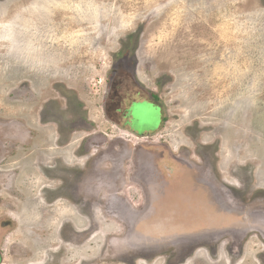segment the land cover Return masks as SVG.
Returning a JSON list of instances; mask_svg holds the SVG:
<instances>
[{"label": "rangeland", "instance_id": "1", "mask_svg": "<svg viewBox=\"0 0 264 264\" xmlns=\"http://www.w3.org/2000/svg\"><path fill=\"white\" fill-rule=\"evenodd\" d=\"M28 240L26 264H264V0H0V264Z\"/></svg>", "mask_w": 264, "mask_h": 264}, {"label": "flooded vegetation", "instance_id": "2", "mask_svg": "<svg viewBox=\"0 0 264 264\" xmlns=\"http://www.w3.org/2000/svg\"><path fill=\"white\" fill-rule=\"evenodd\" d=\"M137 33H138V31L135 32V37H136V35H138ZM133 37H134V35L132 34L130 36V38H129L131 40H129L128 37L126 36L125 37V42L126 43L128 41L131 42L132 39H133ZM129 55H130L129 53L128 54L121 53V54H119L117 56L120 57V58H123V57L129 56ZM129 88H130L129 93L133 97V99L129 100V98H128V95L129 94H125L124 93V95L122 94L121 99L119 101H116V99H114L113 96H112V95L115 96V94L113 93V94L110 95V100H109V98L106 100L107 111L108 112L109 111H111V112L112 111H116V109L114 108V103L116 101L118 106H120V105L123 104L124 107H125L124 108V111H123V114L124 115L121 116V120L124 121L123 122L124 124H129L130 125V128H131L130 133H133V134H136V135L139 136L142 133H148V132L154 131L155 128H156L155 127V124L157 122V119L159 118V117L157 118V115L156 114H157V112H159L161 110V107L159 106L158 95L155 94V93H150V94H148V97L147 98L142 99L141 98V93H142V91L144 89L137 82H136V85L135 86L129 87ZM143 97H145V96H143ZM41 110H42V112L40 113V118L41 119L39 120L40 126H42V127H45L46 125H53V126H55L56 129H57L56 136H58L59 139L62 137L61 135L63 133L67 132L64 135V136L67 137V139H69V141H68V143H67L66 146L70 145V141L73 138L72 135L75 133V131H78V126H77L78 124H76V123H72V124L67 123V124H62L61 125L58 122L54 121L53 118H48V116L50 117V114H51L50 112L48 113V109L43 108ZM110 121L113 122V123H115V121H113V120H110ZM118 121H119V119H118ZM118 123L119 122L116 121V124H118ZM141 124H144L143 128H142V125ZM146 125H148V126H146ZM12 138H13V136H12ZM35 141H37V140H35ZM64 147L61 146V149H63ZM29 152L31 153V152H33V150L32 151L29 150ZM67 161H68V159H67ZM67 161H65V164L66 165L68 164ZM112 168H110L109 173H112L113 172V171L111 172V170H116L114 167H112ZM77 179H78V177H75V176H73V178H72V180L75 183L78 182ZM39 209H40L39 212H38V210L36 212H34V211H23L24 214L21 216L20 220L22 221V219L24 218V216H26L27 222H28L29 219H31V221H34V219L38 217V216H36V214H38V213H39L38 215H40L42 218H45L44 210L42 208H39ZM16 215L20 216V213H16ZM18 226H19V224H18ZM31 233L33 235V232H31ZM29 235H31V234H29ZM34 236L37 237L36 234ZM27 244L28 245H26V246H28V247H25V245H21V244H19V246H18V244H17V248H16L17 249V252H18L17 253L18 254L17 256L20 259H22V261L24 260V262H22L23 264H26V261L27 260L30 261L32 259L31 258L32 257V252H30L31 251L30 250L31 246L29 247V245H30L29 242ZM26 248H28V249H26ZM44 258H45V256H44ZM35 259L36 258H34L33 260H35ZM41 262H39L38 264H40Z\"/></svg>", "mask_w": 264, "mask_h": 264}, {"label": "bare ground", "instance_id": "3", "mask_svg": "<svg viewBox=\"0 0 264 264\" xmlns=\"http://www.w3.org/2000/svg\"><path fill=\"white\" fill-rule=\"evenodd\" d=\"M115 193H116V192H115ZM18 210H19V208H18ZM38 214H39V213H38ZM103 214H104V213H103ZM117 214H118V213H117ZM117 214H116V215H117ZM117 216H118V215H117ZM119 216H120V215H119ZM33 219H34V218H33ZM35 219H36V218H35ZM35 219H34V220H35ZM55 219H56V218H55ZM40 223H41V222H40ZM29 226H30V225H28V227H29ZM36 226H37V225H36ZM24 227H25V226H24ZM26 227H27V226H26ZM33 227H34V226H33ZM39 228H40V226H39ZM39 228H38V230H40ZM54 229H55V228H54ZM28 230H29V229H28ZM27 232H28V231H27ZM43 233H44V232H43ZM23 234H24V233H23ZM28 234H30V233H28ZM31 234H32V233H31ZM34 234H35V233H34ZM44 234H46V233H44ZM47 234H48V233H47ZM25 235H26V234H25ZM34 237H35V236H34ZM37 237H38V236H37ZM40 237H41V236H40ZM51 237H52V236H51ZM51 237H50V238H51ZM26 238H27V237H26ZM28 238H29V237H28ZM28 238H27V239H28ZM52 238H53V237H52ZM123 238H124V237H123ZM133 238H134V237H133ZM22 239H24V238H22ZM32 239H33V238H32ZM35 239H36V238H35ZM29 240H30V239H29ZM29 240H28V242L30 243ZM33 240H34V239H33ZM122 240H123V239H122ZM51 241H52V240H51ZM125 241H126V240H125ZM139 241H140V240H139ZM28 242H27V243H28ZM31 242H32V241H31ZM37 242H38V241H37ZM106 242H107V241H106ZM129 242H130V241H129ZM24 243H25V242H24ZM24 243H22V244H24ZM32 244H34V242H33ZM114 244H115V243H114ZM18 245H19V244H18ZM27 245H28V244H27ZM118 245H119V244H118ZM120 245H121V244H120ZM120 245H119V246H120ZM122 245H123V244H122ZM122 245H121V246H122ZM30 246H31V243H30L29 247H30ZM116 246H117V245H116ZM116 246H115V247H116ZM121 246H120V247H121ZM25 247H28V246L25 245ZM130 247H131V246H130ZM154 247H155V246H154ZM36 248H37V247H36ZM36 248H35V249H36ZM26 249H28V248H26ZM31 249H32V247L30 248V250H31ZM18 250H19V249H18ZM24 250H25V249H24ZM33 250H34V249H33ZM21 251H22V250H21ZM37 251H38V250H37ZM104 251H105V250H104ZM108 251H109V250H108ZM129 251H130V250H129ZM31 252H33V251L31 250ZM35 252H36V250H35ZM126 252H127V251H126ZM124 253H125V252H124ZM23 254H24V253H23ZM25 254H26V253H25ZM27 254H28V253H27ZM21 255H22V254H21ZM36 255H37V254H36ZM116 255H117V254H116ZM121 255H122V254H121ZM128 255H129V254H128ZM19 256H20V255H19ZM30 257H31V256H30ZM36 257H37V256H35L34 258H36ZM112 257H113V256H112ZM17 258H18V257H17ZM27 258H28V257H27ZM135 258H136V257H135ZM30 259H31V258H30ZM26 260H27V259H26ZM101 264H102V263H101Z\"/></svg>", "mask_w": 264, "mask_h": 264}]
</instances>
